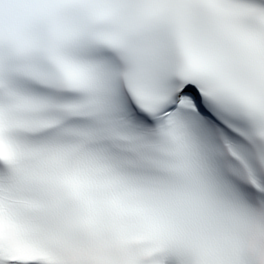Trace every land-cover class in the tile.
Listing matches in <instances>:
<instances>
[{
  "label": "snow or ice",
  "instance_id": "6c2138e0",
  "mask_svg": "<svg viewBox=\"0 0 264 264\" xmlns=\"http://www.w3.org/2000/svg\"><path fill=\"white\" fill-rule=\"evenodd\" d=\"M264 0H0V264H259Z\"/></svg>",
  "mask_w": 264,
  "mask_h": 264
},
{
  "label": "clouds",
  "instance_id": "9594fccd",
  "mask_svg": "<svg viewBox=\"0 0 264 264\" xmlns=\"http://www.w3.org/2000/svg\"><path fill=\"white\" fill-rule=\"evenodd\" d=\"M249 251L256 254V249L260 247V254L258 256L259 264H264V233L259 229H253L248 238Z\"/></svg>",
  "mask_w": 264,
  "mask_h": 264
}]
</instances>
